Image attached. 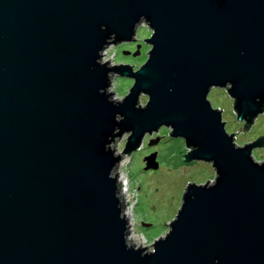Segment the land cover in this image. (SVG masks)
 Segmentation results:
<instances>
[{
	"label": "water",
	"instance_id": "obj_1",
	"mask_svg": "<svg viewBox=\"0 0 264 264\" xmlns=\"http://www.w3.org/2000/svg\"><path fill=\"white\" fill-rule=\"evenodd\" d=\"M141 12L157 28L155 47L114 107L96 91L105 69L89 65L108 31L126 38ZM225 79L254 120L264 0H0V264H264V167L247 155L264 137L233 150L202 102L206 84ZM138 88L152 96L145 110L132 107ZM115 111L121 129L134 130L126 151L167 121L171 135L199 145L185 161L214 157L220 172L213 188L189 185L195 199L185 194L173 232L142 258L124 251L106 176L112 157L100 138Z\"/></svg>",
	"mask_w": 264,
	"mask_h": 264
},
{
	"label": "clouds",
	"instance_id": "obj_2",
	"mask_svg": "<svg viewBox=\"0 0 264 264\" xmlns=\"http://www.w3.org/2000/svg\"><path fill=\"white\" fill-rule=\"evenodd\" d=\"M100 31L107 26L99 24ZM157 31L152 20L141 12L132 21L126 38L118 37L116 31H108L103 41L95 50L90 68L102 66L105 69L106 83L96 91L102 94L106 102L118 107L132 94L137 83V73L150 60L155 47L153 37ZM129 66L127 72H121L115 66ZM233 89V80L223 83L209 81L203 91L202 102L207 110L218 113L217 123L220 131L228 138L233 150H241L257 138L264 137V100L256 96L260 105L255 113L256 119L248 121L235 107L237 96ZM173 89L169 86L168 91ZM151 93L144 88L135 91L132 107L145 110L151 102ZM221 112L225 121L220 119ZM120 111L112 114L116 122L111 131L100 139L103 150L110 153L112 163L106 176L113 182L112 196L116 201L117 219L122 221L121 237L124 251L137 252L139 257L154 255L157 243L168 239L173 232V223L185 203V194L195 199V193H188L189 185L204 189L213 188L220 176L214 157L193 156L195 165H186L184 157L176 150L194 152L198 144L189 143L184 134L171 135L174 124L161 121L156 126L145 128L139 135L135 147L128 148L133 128L121 129L124 120ZM159 137L158 140L155 138ZM155 140L154 143H149ZM159 141V143H158ZM251 149V151H250ZM248 157L256 167H264V146L250 148ZM155 152L160 156L159 168L147 166L146 156ZM150 222V225H149ZM212 264H220V257H212Z\"/></svg>",
	"mask_w": 264,
	"mask_h": 264
},
{
	"label": "rangeland",
	"instance_id": "obj_3",
	"mask_svg": "<svg viewBox=\"0 0 264 264\" xmlns=\"http://www.w3.org/2000/svg\"><path fill=\"white\" fill-rule=\"evenodd\" d=\"M222 119L225 121V115H224L223 112H222ZM255 119H256V118H255ZM255 119H254V120H255ZM155 139L158 140L159 137H157V138H155ZM154 142H155V140H152V141H150L149 143L151 144V143H154ZM158 143H159V141H158ZM262 146H264V145H262ZM257 147H261V146H257ZM255 148H256V147H255ZM176 150L179 152V154H180L181 157H182V154H183V153H186V152L180 151V147H179V145L176 146ZM151 155H154V161L152 160L153 162H151V163L156 164V167L159 168L160 156H159V155L155 156V155H156L155 152L149 154L148 156H151ZM148 156L145 157L146 160H147V157H148ZM196 160H197V159H192V160H190V161H184V163H185L186 165H192V166H194ZM147 161H148V160H147ZM146 167H147V165H146ZM153 168H155V167H153ZM149 225H150V222H149Z\"/></svg>",
	"mask_w": 264,
	"mask_h": 264
}]
</instances>
